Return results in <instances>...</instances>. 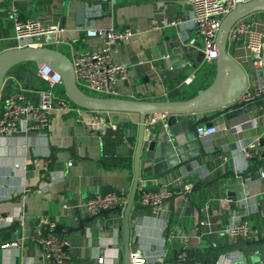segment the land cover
<instances>
[{
	"label": "crops",
	"instance_id": "obj_1",
	"mask_svg": "<svg viewBox=\"0 0 264 264\" xmlns=\"http://www.w3.org/2000/svg\"><path fill=\"white\" fill-rule=\"evenodd\" d=\"M12 1L0 0V53L16 47L14 23L7 15ZM14 1L23 19H37L46 27L64 29L38 42L41 47L58 49L71 61L74 56L102 45V39L88 37L85 30L132 27L136 35L115 56L118 63L129 68L131 75L119 84L121 98L182 101L215 79V64L203 60L196 72L184 79L169 82L166 87L159 82L154 84L157 77L153 67L158 63L160 50L174 44L194 54V46L201 45L192 27V6L187 0H121L115 10L106 3L99 4L101 0ZM255 18L262 30L264 14ZM172 19L180 21L179 25L170 26L163 34L153 29L157 23ZM58 40L60 43H56ZM229 52L246 70L250 87L264 79V71L252 67L249 53L243 47L229 45ZM29 74L30 70L13 71L7 76L2 92L43 89V84L33 78L25 81ZM192 75H195L193 83L184 85L183 81ZM112 121L116 131L101 136L89 133L74 116L56 111L47 132L0 137V264H51L33 240L36 221L42 216L51 217L57 227L63 225L67 229H77L79 221L94 217L91 224L85 225V234L58 233L70 241L68 251L76 264H98L101 257L108 261L105 264H123L125 213L91 216L81 206L84 200L102 195L105 190L129 193V197L132 192L140 119L135 114H114ZM217 128V135L203 141L208 157L189 168V172L150 182L146 187L140 183L129 216L130 249L132 254L141 253L146 264H173L185 242L190 257L206 264H213L214 260L212 249H204L210 243L217 245L219 253L228 252L217 264H252L250 257H256V254L243 255L235 246L240 241L234 243L224 235V228L240 215L243 221L260 230L258 240L264 239V160H247L242 155L248 144L264 139V100L261 107L230 122V129L224 124ZM53 148L58 149L54 150L55 163L44 161L52 155ZM222 156L227 162H223ZM255 169H258L255 180L235 176ZM207 171L210 174L204 181L212 186L191 193L192 203L187 198L168 200L158 213L139 204L142 188L179 189L183 187L184 175L193 174L189 181L196 183L199 181L196 176ZM26 189L31 192L26 194ZM65 205L72 209H65ZM16 222L20 226L13 229ZM166 227L174 234L169 243H164ZM10 244L16 246H6ZM227 246L231 247L224 250Z\"/></svg>",
	"mask_w": 264,
	"mask_h": 264
},
{
	"label": "built area",
	"instance_id": "obj_2",
	"mask_svg": "<svg viewBox=\"0 0 264 264\" xmlns=\"http://www.w3.org/2000/svg\"><path fill=\"white\" fill-rule=\"evenodd\" d=\"M192 6V27L200 40L204 61L215 64L218 57L216 38L224 17L228 15L238 4L237 0H187ZM254 0H241L242 3ZM264 14V13H263ZM8 18L14 23L16 42L15 48L41 47L38 39L52 33L64 31L60 27H46L37 19H23L19 5L13 0L8 7ZM256 15L242 19L235 24L229 34V45L241 46L251 58L252 67L258 71H264V28L258 29ZM180 21L172 19L170 22L161 21L153 29L163 34L167 28L178 26ZM88 37L102 39V45L93 51L78 54L73 57L72 63L75 70L78 87L91 95L109 98H121L119 84L129 78V68L115 60L120 47L134 38L135 31L132 27H111L109 29L85 30ZM56 43H60L58 40ZM37 77L46 84V88L33 92L18 90L0 95V137L8 138L18 133H43L50 130L54 112L72 115L76 122L86 128L89 133L105 136L115 132V123L112 121L114 113L86 111L70 102L66 97L58 94V88L62 86V78L59 73L44 65L37 70ZM263 78V77H262ZM195 75L185 79L184 85H191ZM264 100V79L248 89L240 98L239 103H251L255 100ZM165 117H149L145 123V132L150 134L159 123L164 122ZM198 140L203 142L218 134L217 126H200L197 130ZM245 159L260 158L264 160V145L252 142L242 149ZM223 162L227 158L223 157ZM72 163L69 164L71 166ZM17 167V166H16ZM19 167V166H18ZM210 171L196 176L199 181L207 179ZM193 174L188 173L182 177L181 187L184 196H189L193 190V183L189 181ZM178 189L168 186H159L156 190L142 188L140 190L139 204L151 209L154 213L162 211L165 202L171 199ZM30 189L25 193L29 194ZM129 202V193H108L95 195L82 202V207L91 216H97L103 212L123 208ZM70 210V205H65ZM236 218V217H235ZM36 235L34 242L40 247L42 255L51 264H76L72 254L67 250L70 241L57 232V223L49 216H42L36 221ZM224 235L231 238L234 243L238 241H255L260 238V230L254 228L249 222L243 221L239 215L236 220L230 222L224 228ZM174 239V234L166 227L164 243ZM6 246H16L10 244ZM187 242L182 245L173 264H206L200 260H193L188 252ZM133 264H146L145 259H137L132 254ZM98 264H105L103 257Z\"/></svg>",
	"mask_w": 264,
	"mask_h": 264
},
{
	"label": "water",
	"instance_id": "obj_3",
	"mask_svg": "<svg viewBox=\"0 0 264 264\" xmlns=\"http://www.w3.org/2000/svg\"><path fill=\"white\" fill-rule=\"evenodd\" d=\"M121 0H101L99 4H107L112 10L120 6ZM237 6L222 20L217 33L216 47L218 57L215 61V79L204 90L188 100L182 101H142L125 98H109L94 96L82 91L76 83V74L71 59L58 51L47 47H26L14 48L0 53V95L7 76L12 71L23 64H34L37 68L44 65L50 66L53 71L60 74L65 97L72 102L75 107L92 112H111L114 114H135L139 116L138 142L136 146L134 165H133V188L129 197L128 207L106 211L101 215L108 216L113 212L125 213V234H124V254L123 264H133L132 252L130 249V224L129 216L134 207L137 192L140 186L146 187L150 182H157L168 178L174 174L183 175L189 172L202 159L208 157V153L203 142L198 140L197 130L200 126L213 127L225 125L230 129V122L240 119L245 114H249L256 107H261L263 99L255 100L251 103H239L240 98L249 87V78L246 70L235 60L229 52V34L232 27L238 21L247 17L264 13V0H254L242 3L237 0ZM194 46V45H193ZM184 46L176 47L171 44L168 49L159 51L158 63L153 67L157 77L156 84L159 82L164 87L169 82H176L195 70L202 64L204 54L201 45L194 46L195 53L186 51ZM153 116H163L165 121L157 125L150 133L145 132L147 118ZM264 145V139L260 142ZM54 150L52 155L45 158L46 162L55 163ZM69 151V150H68ZM254 172H244L235 175L237 178L245 180H255ZM212 184L207 181L193 183L191 193L199 192ZM181 188L169 199L176 202L178 199L187 198ZM112 192L103 191L102 195ZM190 193V194H191ZM94 217L79 221L77 229H67L63 225L57 227L59 234L70 235L73 232L86 233L85 225L91 224ZM20 226L16 222L13 229ZM235 246L246 257H250L252 264L264 263V239L255 241L241 240ZM231 246L224 247V250ZM212 249L214 258L213 264L228 254L219 253L216 244H208L204 249ZM68 250V249H67ZM137 259L144 260L141 253Z\"/></svg>",
	"mask_w": 264,
	"mask_h": 264
},
{
	"label": "trees",
	"instance_id": "obj_4",
	"mask_svg": "<svg viewBox=\"0 0 264 264\" xmlns=\"http://www.w3.org/2000/svg\"><path fill=\"white\" fill-rule=\"evenodd\" d=\"M260 14H261V13H260ZM27 65H29V66H33V67L36 69V71L38 70V68H37L34 64H23V65H20L19 67H23V66H27ZM36 73H37V72H36ZM37 74H38V73H37ZM37 74H36V77H37ZM37 79H38V81H39L40 83L43 84L44 88L47 87L46 84H45L42 80H40L38 77H37ZM212 81H213V79H211L210 82H208L207 84H205V85L202 87V90L206 89V88L212 83ZM58 94L61 95V96H64V97H65V92H64V88H63V86H60V87H59ZM196 94H197V91H194V92H193L192 94H190L188 97H184V100H185V99L192 98V97H195Z\"/></svg>",
	"mask_w": 264,
	"mask_h": 264
},
{
	"label": "rangeland",
	"instance_id": "obj_5",
	"mask_svg": "<svg viewBox=\"0 0 264 264\" xmlns=\"http://www.w3.org/2000/svg\"><path fill=\"white\" fill-rule=\"evenodd\" d=\"M22 70H30V74L28 76H26L25 81L30 80L32 78L38 81V79L36 77V74H37L36 72L37 71H36V69L33 66L27 65V66H23V67H17L13 71L14 72L19 71L21 73ZM94 95H97V94H94Z\"/></svg>",
	"mask_w": 264,
	"mask_h": 264
}]
</instances>
